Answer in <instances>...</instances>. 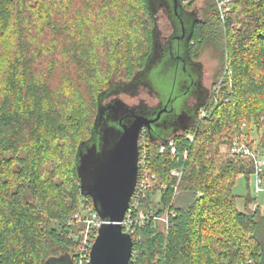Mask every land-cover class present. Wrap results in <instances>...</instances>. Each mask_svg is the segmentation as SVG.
Returning a JSON list of instances; mask_svg holds the SVG:
<instances>
[{"label": "trees", "instance_id": "trees-1", "mask_svg": "<svg viewBox=\"0 0 264 264\" xmlns=\"http://www.w3.org/2000/svg\"><path fill=\"white\" fill-rule=\"evenodd\" d=\"M195 2L179 0L187 10ZM228 7L221 18L209 0L196 17L190 54L200 60L212 46L222 73L195 123L169 138L177 156L143 133L154 178L131 201L130 264H264V215L247 211L258 204L253 162L231 156L245 138L264 156V0ZM155 26L150 0H0V264H48L66 251L76 264L81 226L72 217L94 209L81 191L80 154L97 136L102 95L117 77L146 70ZM241 175L243 211L233 193ZM139 211L153 216L141 222Z\"/></svg>", "mask_w": 264, "mask_h": 264}, {"label": "water", "instance_id": "water-1", "mask_svg": "<svg viewBox=\"0 0 264 264\" xmlns=\"http://www.w3.org/2000/svg\"><path fill=\"white\" fill-rule=\"evenodd\" d=\"M164 1L161 0L162 3ZM172 2L177 15L179 0ZM159 45L156 39L150 57L160 52ZM110 105L118 109L117 115H114L115 111H109L111 117H108L105 129L100 134L99 143L85 148L80 154L81 191L83 195L91 197L94 209L102 220L92 246L90 264H130L134 239L124 231L122 223L137 184L140 135L144 128L151 129L167 112L165 107L151 118L121 100H115ZM104 107L99 110L96 127L103 120ZM153 136L163 139L165 143L169 140L162 135Z\"/></svg>", "mask_w": 264, "mask_h": 264}, {"label": "rangeland", "instance_id": "rangeland-1", "mask_svg": "<svg viewBox=\"0 0 264 264\" xmlns=\"http://www.w3.org/2000/svg\"><path fill=\"white\" fill-rule=\"evenodd\" d=\"M184 1L185 4H188L191 0ZM207 1L209 0H196L192 7L195 10H186L181 6L179 7V12L182 17V23L184 24V28L186 31L191 32L193 30L195 19L197 15L202 16ZM167 3L170 4V9H168ZM228 3H226L225 5V10H227V12L229 11ZM150 8L152 13L156 16V26L153 34L154 43L157 39L158 43L162 44V38H169L172 29H175V33L177 35L183 34L181 23L173 11L172 0H166L163 2V4L161 3V0H150ZM220 8L221 6L218 5L219 11ZM186 46V40H181V51L179 55L182 57L187 53ZM177 47L178 43L176 41H173V56H178V52L176 50ZM159 54L160 53H157L153 57L149 58L146 70L142 74H140V78L136 79L135 77L134 80L126 81L125 78L120 79L121 77H117V81L108 89L106 94L102 95L101 99L103 101V105H106L108 103L110 104L115 100H121L128 106L138 107V110L140 112H146L149 107L165 104L170 90L173 86L175 76L177 74V66L171 59L170 55H165L164 59L159 62V60H157ZM200 60L202 62L199 63V68H201V79L203 77V80L205 82L204 84L209 88H213L218 76L222 73V56L220 52H217L212 46H207L204 47ZM180 76L181 73L179 71L178 78ZM179 92H181V90H179ZM172 135L173 133L167 132L163 133L162 136L169 139L172 137ZM252 138L256 143L259 141V138L255 131L252 133ZM250 189L252 196L257 198L255 192H253L255 189L253 177L251 179ZM248 192L249 191L246 179H244L241 175L239 176L237 183L233 189V193L239 196L237 207L241 211L245 210L243 198L248 195ZM257 209L261 210V213L264 215V193L259 196L258 207H256V209L254 205H250L247 207V211L250 212H253ZM89 210L90 208L80 213L79 215L81 217H84V215H87L89 213ZM76 215H74L72 218H74ZM166 218V214H164L157 219V223L161 231H165V229L167 228ZM74 223H77L79 226H81L80 228L85 226L83 221H74ZM48 264H71V254L70 252L66 251L63 254L52 255Z\"/></svg>", "mask_w": 264, "mask_h": 264}, {"label": "flooded vegetation", "instance_id": "flooded-vegetation-1", "mask_svg": "<svg viewBox=\"0 0 264 264\" xmlns=\"http://www.w3.org/2000/svg\"><path fill=\"white\" fill-rule=\"evenodd\" d=\"M181 1L182 4L185 5L184 0ZM180 6L184 8L182 5L178 6L176 17L180 21L184 33L182 35H177L175 33V30L172 29L169 38L163 37V43L159 45L160 54L157 58V60L160 61V59L165 55H170L171 59L175 62L177 66V74L175 76L173 86L170 90L165 104L149 107L146 112L142 113L146 115L148 114L151 118H154L158 111L165 107L167 108V112L162 114L160 120L152 125L151 129L144 128L141 134L146 132L150 136H153V134L160 136L163 135V133L167 132H174V134H178L186 131L188 127L195 123L201 105L211 96L212 93L213 88H209L204 84L205 82L203 80V77L201 79V68H199V63H202L201 60L192 58L190 54V45L194 43V41H192V31L188 32L184 28L182 17L179 12ZM167 7L168 9H170V4H168ZM181 40H186L187 42V53L183 55V57L179 55L181 51ZM173 41H176L178 43V47L176 49L178 52V56H173ZM179 71L181 73V76L178 78ZM179 90H181V92H179ZM104 106V108H106V111L104 112L103 120L100 122V126L98 127L97 136L93 140V142L88 147H86L87 149L99 143L100 134L105 129L108 117H111L109 111H115L114 115H117L118 109L116 107H113V105H110L109 103ZM176 106L178 107V109L175 110L174 108ZM136 109L138 110V107ZM171 109L172 111H170Z\"/></svg>", "mask_w": 264, "mask_h": 264}, {"label": "built area", "instance_id": "built-area-1", "mask_svg": "<svg viewBox=\"0 0 264 264\" xmlns=\"http://www.w3.org/2000/svg\"><path fill=\"white\" fill-rule=\"evenodd\" d=\"M231 1L233 0H217L218 5L221 6L220 8L221 18H224L225 14L227 13V10H225L226 3ZM200 117L201 119L207 117V113L205 110H201ZM144 139H145L144 135L141 134L140 135L141 141L139 140L138 178L132 199L138 198L139 194L147 190V188H150L151 179L154 178V176L149 173L148 152L146 149V145H145L146 142ZM188 139L190 142L193 141V137L191 135H188ZM167 149L170 150L171 155H173L174 157L177 156L178 154L177 146L174 140L169 139L167 143L164 142L160 146V153H163ZM237 155L251 158L253 162V170H254L253 171L254 186H255L254 192L257 198L259 199V196L262 193H264V156L257 154L254 149L250 148L247 145L246 138L243 141H240L239 139H235L234 142L232 143L231 156L235 157ZM183 156L184 158L187 157L186 150L183 151ZM172 174L176 177L181 176V172L177 170L172 171ZM256 207H258V204L255 205V209ZM135 210H137V207L130 204V208L122 223L124 231L129 233L132 237H133L132 214ZM138 216H139L138 220L142 222L145 219H147L149 216H153V213L151 212L147 215L146 213L144 214L142 211H139ZM74 221H83L85 225L78 231L77 234L73 235V237L78 242L75 251L76 264H90V254H91L92 246L97 238L98 230L102 224V220L99 218L96 210L90 209L89 213L87 215H84V217H81L79 214H77L73 218L72 222L74 223ZM166 221L168 223L167 218Z\"/></svg>", "mask_w": 264, "mask_h": 264}]
</instances>
